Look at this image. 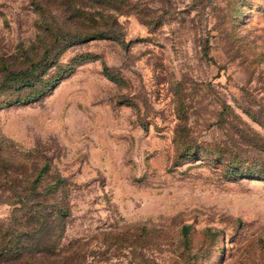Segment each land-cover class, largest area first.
Returning <instances> with one entry per match:
<instances>
[{
    "label": "rangeland",
    "instance_id": "1",
    "mask_svg": "<svg viewBox=\"0 0 264 264\" xmlns=\"http://www.w3.org/2000/svg\"><path fill=\"white\" fill-rule=\"evenodd\" d=\"M114 1L0 0V264H264V0Z\"/></svg>",
    "mask_w": 264,
    "mask_h": 264
},
{
    "label": "trees",
    "instance_id": "2",
    "mask_svg": "<svg viewBox=\"0 0 264 264\" xmlns=\"http://www.w3.org/2000/svg\"><path fill=\"white\" fill-rule=\"evenodd\" d=\"M101 5H111L114 4V0H94ZM39 68L36 65H31L30 68L26 70H20L16 73H10L5 82L10 85H19L20 87H36L37 82L41 79V76L37 75L36 79H34L35 74ZM58 81L55 79H51L48 83L55 84ZM37 93H42V90L37 91ZM47 164L41 169V172L34 180L35 186L39 185L42 179V175L45 171H47ZM240 168H233L232 174L237 175L239 172L242 174L258 178L264 180V170H260L258 168H248L246 170L240 171ZM38 196L36 205V212L31 215L29 222H38L41 224V220L44 217V224L39 225L38 227H34L31 230L29 228H24L22 230H15L14 228L11 230L1 231L0 228V261L3 262H12L16 261L25 254H39L43 252L52 253L54 252V240L51 239V244L45 243L43 240L48 233L52 235V231L55 230L56 222H58L59 216L63 215L64 210L59 208L55 209V204H52V208L49 206L46 201L47 198H51L54 200L53 193L41 194L37 193ZM44 196V198H40ZM27 196L23 197L19 201H23ZM28 222V223H29ZM10 231V232H9Z\"/></svg>",
    "mask_w": 264,
    "mask_h": 264
}]
</instances>
